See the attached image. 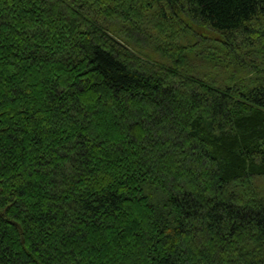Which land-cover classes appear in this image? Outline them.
<instances>
[{
    "label": "trees",
    "instance_id": "trees-1",
    "mask_svg": "<svg viewBox=\"0 0 264 264\" xmlns=\"http://www.w3.org/2000/svg\"><path fill=\"white\" fill-rule=\"evenodd\" d=\"M0 264H264V0H0Z\"/></svg>",
    "mask_w": 264,
    "mask_h": 264
},
{
    "label": "rangeland",
    "instance_id": "rangeland-1",
    "mask_svg": "<svg viewBox=\"0 0 264 264\" xmlns=\"http://www.w3.org/2000/svg\"><path fill=\"white\" fill-rule=\"evenodd\" d=\"M194 32H196L197 34H199V35H201V36H203V37H208V38H210V39H217V36L216 35H214V34H212L211 32H208V31H205V30H203V29H198V28H196V29H194ZM208 38H206V39H208ZM211 42H213L212 40H211ZM216 43V42H215ZM218 43V42H217ZM216 43V44H217ZM217 46H218V44H217ZM205 50H206V48H205ZM207 50L208 51H216L217 53H219L220 54V59H225V53L224 52H222L221 50H219L216 46H214V47H209L208 46V48H207ZM228 58H230V57H228ZM228 60V59H227ZM229 61V60H228ZM238 71L240 70V68H238L237 69ZM237 76V78H239V77H241V74H236ZM242 76H243V74H242Z\"/></svg>",
    "mask_w": 264,
    "mask_h": 264
},
{
    "label": "bare ground",
    "instance_id": "bare-ground-1",
    "mask_svg": "<svg viewBox=\"0 0 264 264\" xmlns=\"http://www.w3.org/2000/svg\"><path fill=\"white\" fill-rule=\"evenodd\" d=\"M204 45V44H203Z\"/></svg>",
    "mask_w": 264,
    "mask_h": 264
}]
</instances>
